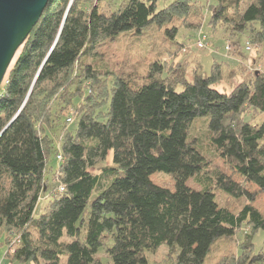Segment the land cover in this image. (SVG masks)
<instances>
[{"label":"trees","instance_id":"16d2710c","mask_svg":"<svg viewBox=\"0 0 264 264\" xmlns=\"http://www.w3.org/2000/svg\"><path fill=\"white\" fill-rule=\"evenodd\" d=\"M103 2L50 0L0 85V244L11 261L35 264H151L146 252L162 245L154 264H206L219 238L244 230L234 260L222 263L264 264L252 242L264 229L256 205L264 192V69L256 60H215L209 75L195 68L190 79L183 66L154 62L136 80L100 68L98 47L108 38L192 15L201 30L206 19L194 0H127L111 13ZM241 2L208 5L210 26L224 25L240 44L242 34L263 41L264 0ZM176 32L174 25L167 34ZM225 67L230 85L220 89ZM202 116L241 180L215 170L214 185L187 184L209 165L190 138ZM52 154L63 156L56 169ZM158 171L174 176L175 190L152 180ZM217 189L230 199L222 203ZM43 197L50 201L37 217Z\"/></svg>","mask_w":264,"mask_h":264},{"label":"rangeland","instance_id":"374dc122","mask_svg":"<svg viewBox=\"0 0 264 264\" xmlns=\"http://www.w3.org/2000/svg\"><path fill=\"white\" fill-rule=\"evenodd\" d=\"M126 1L127 0H104L102 11L111 13ZM194 1L200 4L203 14L206 15L201 30L209 36L207 46L203 48L197 46L201 30L193 28L196 24L197 17L192 15L184 21L179 19L163 26L151 25L139 34L134 33V31H127L116 37L104 40L98 47V67L108 69L119 75L131 74L136 80L143 79L154 62L165 64L167 71H171L175 67L183 66L190 79L193 78L195 68L201 70L203 67V72L206 75H209L212 71L215 60L226 63H237L240 59H244L248 62L256 60L255 67L257 69H264V40L261 41L254 39L248 34H242L240 36V44L236 41L237 37L230 35V33L224 30V25L223 28L214 31L209 24L210 15L206 11L208 5H215V0ZM241 1L243 0H240V2ZM249 1L250 0H245V2H241L238 7H243ZM159 4L160 7L163 6L162 2ZM231 12L232 14H235L233 8ZM174 25L177 26V32L173 36H170L167 34V31L173 29ZM228 29H230V26ZM247 39L251 40L255 47V50L252 53L247 52L243 48ZM228 42L231 44L234 53L227 50L226 46ZM89 61H91V59H89ZM228 72V67H225V74L219 86L220 89L224 87L226 88L230 85L227 77ZM77 101L76 105H79L83 101V98H79ZM69 110H74V108L65 110L64 113L66 114ZM208 121L209 118L207 116L197 117L190 130L192 143L202 150L206 155L209 164L203 173L195 175L187 181V184L196 190H200L204 186L214 185L215 170H221L232 175L234 179L241 180V177L236 174L215 151V148L210 141ZM64 122L65 118H63V123ZM67 126H69V123ZM75 127V124L70 125L71 129H75ZM59 138L60 132L57 133V139L59 140ZM111 163L112 153L104 164L109 165ZM50 165L53 166L54 169L57 168L58 161L54 154L51 155ZM151 178L156 184L175 190L176 180L173 175L158 171L154 173ZM249 187L251 190H258L256 185L249 184ZM216 192L218 194L224 193V191L220 189H217ZM220 199L222 203H224V199L221 195ZM49 201L50 199L48 197L41 198L35 210V215L37 217L45 211V207ZM242 205V203L237 205V209L242 208ZM256 205L264 214V192L258 194ZM246 228L251 231L250 226L245 225V229ZM244 236L245 233L243 230L232 239L219 238L215 246H213L212 250L209 252L206 264H215L216 262L217 264H221L222 262L226 263L228 261H233L234 256L232 257L230 255L236 254V252L238 253L239 242L245 241ZM252 242L254 254L264 251V229H259L253 232ZM165 249L166 246L162 245L156 251L146 252L149 262L154 264L162 261ZM23 264L28 263L23 262Z\"/></svg>","mask_w":264,"mask_h":264},{"label":"water","instance_id":"95a60500","mask_svg":"<svg viewBox=\"0 0 264 264\" xmlns=\"http://www.w3.org/2000/svg\"><path fill=\"white\" fill-rule=\"evenodd\" d=\"M50 0H0V85Z\"/></svg>","mask_w":264,"mask_h":264},{"label":"built area","instance_id":"2783aa9c","mask_svg":"<svg viewBox=\"0 0 264 264\" xmlns=\"http://www.w3.org/2000/svg\"><path fill=\"white\" fill-rule=\"evenodd\" d=\"M208 41H209V37L207 34L205 33H201L198 41H197V46L199 48H203L205 46L208 45ZM227 49L228 50H232V46L231 44L228 42L227 44ZM245 49L248 51V52H252L255 50V47L253 45V43L251 42V40L247 39L246 42H245ZM74 119H75V111L74 110H71L70 111V115L67 117V122L70 124V123H73L74 122ZM57 158L59 160H63V156L61 154H58ZM64 188L61 187V190H63ZM20 242V239L17 238L16 240H14V243H18Z\"/></svg>","mask_w":264,"mask_h":264},{"label":"crops","instance_id":"0c3cea01","mask_svg":"<svg viewBox=\"0 0 264 264\" xmlns=\"http://www.w3.org/2000/svg\"><path fill=\"white\" fill-rule=\"evenodd\" d=\"M221 196L225 200L230 199V196H228L227 194L222 193ZM3 242H4V238L1 240V244H0V264H23V262L11 261V259L8 256L9 247L6 246V244H4ZM11 251H13V250H11ZM165 253H166V249H165ZM165 253H164V255H165ZM24 263H26V262H24ZM27 263L28 264H35L33 262H27Z\"/></svg>","mask_w":264,"mask_h":264}]
</instances>
